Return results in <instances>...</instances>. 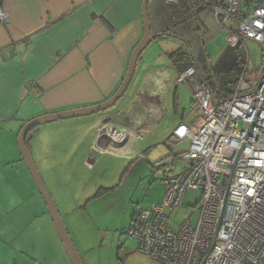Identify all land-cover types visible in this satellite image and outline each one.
I'll list each match as a JSON object with an SVG mask.
<instances>
[{
  "label": "crops",
  "instance_id": "crops-1",
  "mask_svg": "<svg viewBox=\"0 0 264 264\" xmlns=\"http://www.w3.org/2000/svg\"><path fill=\"white\" fill-rule=\"evenodd\" d=\"M182 1L185 0H148L150 35L156 37L137 58L132 79L121 96L123 106L100 118H109L112 124L129 132L128 141L120 148H129L158 124L166 111L162 97L167 88L178 115V76L186 61V66H192L190 44L182 26L191 23L195 33L202 35L207 30L202 14L210 11L214 17L211 6L193 4L187 10ZM240 1L246 6L257 0ZM142 3L143 0H2L9 22L0 21V264H70L21 157L18 134L33 117L95 105L116 91L130 55L143 37ZM175 51H181L186 58L187 54L189 59L183 60L173 54ZM173 74L176 79L170 83ZM213 94L215 99L221 98L215 91ZM190 103L193 111L192 95ZM184 111L183 108L175 127L192 117L193 112L186 115ZM68 122L41 125L27 137L26 145L40 174L43 166L52 177L59 158L56 151L62 148L57 140L63 126L72 124ZM172 143L182 144L187 150L186 141ZM86 159L84 156L80 165L85 166ZM64 161L65 170L69 164L67 159ZM41 177L46 185L42 174ZM138 211L133 212L131 221ZM83 236L82 232L77 244L85 249ZM126 251L121 264H162L139 252L135 240Z\"/></svg>",
  "mask_w": 264,
  "mask_h": 264
},
{
  "label": "built area",
  "instance_id": "built-area-1",
  "mask_svg": "<svg viewBox=\"0 0 264 264\" xmlns=\"http://www.w3.org/2000/svg\"><path fill=\"white\" fill-rule=\"evenodd\" d=\"M203 1L228 45L238 48L243 39L258 43L264 64V0L246 6L240 0ZM1 2L0 21L7 23ZM193 73L187 67L178 82ZM191 93L193 115L170 137L187 142L186 165L162 179V202L139 210L125 233L139 252L162 264H264V72L254 89L241 73L227 97L215 99L210 87L197 83ZM97 135L110 147L130 136L109 118L100 121ZM188 189L202 191L197 223L187 218L172 229L169 213L182 205Z\"/></svg>",
  "mask_w": 264,
  "mask_h": 264
},
{
  "label": "rangeland",
  "instance_id": "rangeland-1",
  "mask_svg": "<svg viewBox=\"0 0 264 264\" xmlns=\"http://www.w3.org/2000/svg\"><path fill=\"white\" fill-rule=\"evenodd\" d=\"M202 19L207 27L202 35L195 33L191 23L182 26L190 44L194 73L178 83V115L171 106V93L167 88L162 97L166 111L158 124L129 148H120L123 143L110 147L98 140V127L103 114L114 113L123 106V97H120L104 111L64 120L72 124L60 130L57 141L64 150L59 147L56 151L59 158L52 168V179L49 172L40 167L84 264H121L128 245L135 240L125 233L133 212L162 202L165 193L162 179L179 173L186 165L182 158L185 146L170 142L168 137L181 110L184 108L186 115L194 111L190 103L192 85L210 86L219 95L218 91L226 92L224 90L229 89L241 73L251 89L263 75V51L258 43L243 39L238 48H232L210 11L203 13ZM173 78L176 79L174 74L170 83ZM84 156L87 159L82 166L80 160ZM65 159L69 166L64 170ZM201 195V189H188L184 193L182 205L169 213L168 225L172 229H177L187 218L196 225ZM82 232L85 249L77 244Z\"/></svg>",
  "mask_w": 264,
  "mask_h": 264
},
{
  "label": "water",
  "instance_id": "water-1",
  "mask_svg": "<svg viewBox=\"0 0 264 264\" xmlns=\"http://www.w3.org/2000/svg\"><path fill=\"white\" fill-rule=\"evenodd\" d=\"M147 3L148 0H143L141 9V16L144 29L143 37L131 53L125 76L116 91L108 99L95 105L48 113L33 117L24 123L18 134L17 145L19 152L36 185L38 192L40 193L47 207L48 214L52 220L54 228L57 232V235L60 239V242L70 264H84V262L76 246L74 245L72 238L70 237L69 232L65 226V223L56 207V204L53 198L51 197L48 189L46 188L41 174L31 156V153L26 145V137L32 129L37 128L41 125L98 113L112 107L116 103V101L124 94V92L128 88V85L134 73L137 58L139 57L140 53L150 43V41H152L156 37L155 35H150V26L146 11Z\"/></svg>",
  "mask_w": 264,
  "mask_h": 264
},
{
  "label": "trees",
  "instance_id": "trees-1",
  "mask_svg": "<svg viewBox=\"0 0 264 264\" xmlns=\"http://www.w3.org/2000/svg\"><path fill=\"white\" fill-rule=\"evenodd\" d=\"M176 1V0H175ZM211 1V0H210ZM182 3L184 4V7H186V9L187 10H190L194 5H196V4H198L199 6H200V4H201V6L200 7H206V5L208 6V4L207 3H205L203 0H185V1H182ZM194 4V5H193ZM186 10V11H187ZM173 54H178V55H180L181 57L180 58H183V60L184 59H189V57H188V55L186 54V56H187V58L186 57H184V53H182L181 51L180 52H178V51H175ZM189 64V62L188 61H186V64L184 65V67H183V69L185 70L187 67H189V66H186V65H188ZM186 66V67H185ZM191 66V65H190ZM183 70V71H184ZM182 71V72H183ZM182 72H180V73H182ZM234 83H235V80H233L232 81V83H231V86H230V88L229 89H225L224 91H226V92H222L223 91V89H221V90H219L218 92H219V95L221 96V97H227V96H229L230 94H231V92H232V89H233V85H234ZM208 87H210V86H208ZM211 90H212V88H210ZM212 92H214L213 90H212ZM216 95H218V93L216 94ZM35 129V128H34ZM34 129H32L29 133H28V135H27V137L29 136V135H31V133L34 131ZM27 137H26V142H27Z\"/></svg>",
  "mask_w": 264,
  "mask_h": 264
}]
</instances>
